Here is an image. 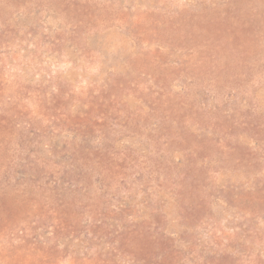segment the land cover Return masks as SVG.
I'll use <instances>...</instances> for the list:
<instances>
[{
	"label": "rangeland",
	"instance_id": "1",
	"mask_svg": "<svg viewBox=\"0 0 264 264\" xmlns=\"http://www.w3.org/2000/svg\"><path fill=\"white\" fill-rule=\"evenodd\" d=\"M0 264H264V0H0Z\"/></svg>",
	"mask_w": 264,
	"mask_h": 264
}]
</instances>
